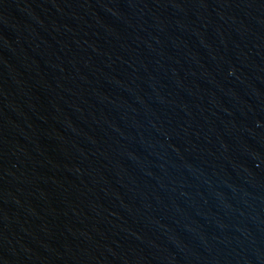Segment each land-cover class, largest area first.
<instances>
[{
  "label": "water",
  "instance_id": "water-1",
  "mask_svg": "<svg viewBox=\"0 0 264 264\" xmlns=\"http://www.w3.org/2000/svg\"><path fill=\"white\" fill-rule=\"evenodd\" d=\"M0 264H264V0H0Z\"/></svg>",
  "mask_w": 264,
  "mask_h": 264
}]
</instances>
